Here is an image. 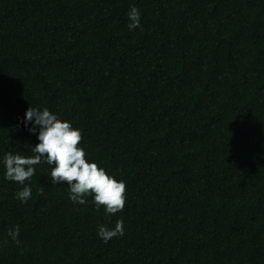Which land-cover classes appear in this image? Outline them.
Returning <instances> with one entry per match:
<instances>
[{
  "label": "trees",
  "instance_id": "16d2710c",
  "mask_svg": "<svg viewBox=\"0 0 264 264\" xmlns=\"http://www.w3.org/2000/svg\"><path fill=\"white\" fill-rule=\"evenodd\" d=\"M29 106L81 131L122 212L72 202L44 162L16 198L3 157L33 155ZM0 264H264V0H0Z\"/></svg>",
  "mask_w": 264,
  "mask_h": 264
},
{
  "label": "clouds",
  "instance_id": "9594fccd",
  "mask_svg": "<svg viewBox=\"0 0 264 264\" xmlns=\"http://www.w3.org/2000/svg\"><path fill=\"white\" fill-rule=\"evenodd\" d=\"M129 30L141 27L140 12L132 6L127 13ZM23 123L30 133H35L38 143L32 146L33 155H22L20 152L5 153L3 165L4 178L23 187L17 191L16 198L26 203L31 198V188L25 184L35 175V165L42 162L51 166L49 177L53 185L67 184L69 199L81 205L87 204L88 197L97 210L102 206L109 215L122 212L126 203V184L108 174L106 170L87 159L80 146L83 139L81 131L74 128L67 120H62L48 108L29 106L25 111ZM39 194H44L43 186ZM20 226L8 230V236L20 245ZM97 235L105 243L110 239L124 235L123 218L117 219L114 227L101 224Z\"/></svg>",
  "mask_w": 264,
  "mask_h": 264
}]
</instances>
